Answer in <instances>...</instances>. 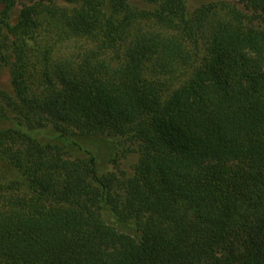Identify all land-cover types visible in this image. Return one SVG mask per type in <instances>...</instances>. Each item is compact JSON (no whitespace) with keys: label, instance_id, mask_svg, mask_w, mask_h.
<instances>
[{"label":"trees","instance_id":"1","mask_svg":"<svg viewBox=\"0 0 264 264\" xmlns=\"http://www.w3.org/2000/svg\"><path fill=\"white\" fill-rule=\"evenodd\" d=\"M239 2L1 0L0 264H264V0Z\"/></svg>","mask_w":264,"mask_h":264},{"label":"rangeland","instance_id":"2","mask_svg":"<svg viewBox=\"0 0 264 264\" xmlns=\"http://www.w3.org/2000/svg\"><path fill=\"white\" fill-rule=\"evenodd\" d=\"M30 0H15V8L18 9L21 4L29 2ZM188 11H193L195 8L204 3L227 2L235 4L245 12L250 13L239 0H184ZM142 6L148 5L144 2ZM1 6V0H0ZM0 89L7 95L13 96L12 86L10 81L9 64L3 63L0 65ZM13 111L8 110L6 115L0 117V128L9 124H15L17 119L13 115ZM54 125L46 123L45 126L35 129L36 133L40 136H45L47 132L53 131ZM84 145L93 148L97 167L100 173L114 172L119 177L131 176L134 165L139 157V149L137 143L127 138L126 135L122 136H109V135H86L82 138ZM6 159L0 154V165L5 166V171L1 169L2 176L17 177V172L7 166ZM105 220L111 224H115L119 231H129L133 228V224L129 222H119L115 217L106 209H103Z\"/></svg>","mask_w":264,"mask_h":264}]
</instances>
